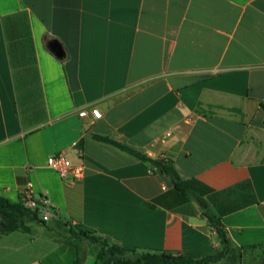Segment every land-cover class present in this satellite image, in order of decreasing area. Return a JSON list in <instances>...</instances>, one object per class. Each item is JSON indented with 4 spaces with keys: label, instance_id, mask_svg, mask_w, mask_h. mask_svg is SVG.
Instances as JSON below:
<instances>
[{
    "label": "crops",
    "instance_id": "obj_1",
    "mask_svg": "<svg viewBox=\"0 0 264 264\" xmlns=\"http://www.w3.org/2000/svg\"><path fill=\"white\" fill-rule=\"evenodd\" d=\"M263 104L264 0H0V196L31 184L57 213L0 232V264H75L57 221L201 259L223 249L205 213L264 264ZM97 136L172 161L188 193ZM60 153L85 175L53 170Z\"/></svg>",
    "mask_w": 264,
    "mask_h": 264
},
{
    "label": "trees",
    "instance_id": "obj_2",
    "mask_svg": "<svg viewBox=\"0 0 264 264\" xmlns=\"http://www.w3.org/2000/svg\"><path fill=\"white\" fill-rule=\"evenodd\" d=\"M264 112V104L262 105ZM97 140L109 143L120 150L127 152L143 161H147L158 172L168 176L175 188L184 194L188 193V187L175 169L173 162L166 159H154L148 155L142 154L132 147L120 143L110 137L97 136ZM201 206L205 207L202 198L196 197ZM211 226H213L219 236V240L223 245L221 251L205 256L201 259H193L186 256H173L164 252L138 251L125 249L108 238L88 232L80 225L57 221L59 227H64L63 240L64 243L71 246L76 252L75 264H82L85 257V244H95L98 249V259L96 264H210L227 259L230 264H241V250L231 248V241L223 226L221 220L209 213H205ZM41 223L47 226V221H43L37 210L26 207L23 203H13L8 199L0 196V232H11L16 230L31 231L30 224ZM47 230L53 228L47 226ZM246 247H243L244 249Z\"/></svg>",
    "mask_w": 264,
    "mask_h": 264
},
{
    "label": "built area",
    "instance_id": "obj_3",
    "mask_svg": "<svg viewBox=\"0 0 264 264\" xmlns=\"http://www.w3.org/2000/svg\"><path fill=\"white\" fill-rule=\"evenodd\" d=\"M82 117L91 116L92 120H97L102 117L101 112L98 109H92L90 112L87 110L81 111ZM171 132L166 133V137L170 136ZM48 165L58 172L61 177L66 178L72 176L74 178H81L85 175L86 167L84 165H75L70 159H68L65 153L52 156L48 159ZM35 192L32 185L29 184L22 196V202L26 207L37 210L43 221H49L57 218L56 207L51 200L46 197H35Z\"/></svg>",
    "mask_w": 264,
    "mask_h": 264
}]
</instances>
